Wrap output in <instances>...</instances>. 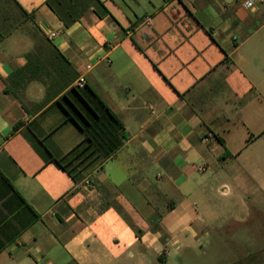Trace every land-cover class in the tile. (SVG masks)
I'll use <instances>...</instances> for the list:
<instances>
[{
	"label": "crops",
	"instance_id": "0c3cea01",
	"mask_svg": "<svg viewBox=\"0 0 264 264\" xmlns=\"http://www.w3.org/2000/svg\"><path fill=\"white\" fill-rule=\"evenodd\" d=\"M7 1L0 264H156L264 206V1Z\"/></svg>",
	"mask_w": 264,
	"mask_h": 264
},
{
	"label": "rangeland",
	"instance_id": "374dc122",
	"mask_svg": "<svg viewBox=\"0 0 264 264\" xmlns=\"http://www.w3.org/2000/svg\"><path fill=\"white\" fill-rule=\"evenodd\" d=\"M9 7L7 0H0V13ZM209 233L207 244L182 247L156 264H264V206L224 213Z\"/></svg>",
	"mask_w": 264,
	"mask_h": 264
},
{
	"label": "built area",
	"instance_id": "2783aa9c",
	"mask_svg": "<svg viewBox=\"0 0 264 264\" xmlns=\"http://www.w3.org/2000/svg\"><path fill=\"white\" fill-rule=\"evenodd\" d=\"M264 0H245L244 3H243V7L247 10H251L259 5H261L263 3ZM56 37V33L54 32H51L49 34V38L50 39H55ZM92 68V64H89L86 66V70H90ZM85 77L84 76H81L77 82H76V86L77 87H84L85 86ZM201 170H204V168H202ZM165 254L167 255L168 252L165 251Z\"/></svg>",
	"mask_w": 264,
	"mask_h": 264
},
{
	"label": "trees",
	"instance_id": "16d2710c",
	"mask_svg": "<svg viewBox=\"0 0 264 264\" xmlns=\"http://www.w3.org/2000/svg\"><path fill=\"white\" fill-rule=\"evenodd\" d=\"M109 116H110V117H111L116 123H119L118 119H117L114 115H112L111 113H109ZM87 141H88V140H87ZM89 143H90V141H89ZM89 143H88V144H89ZM86 147H87V145L84 146V147H82L81 149H79V150L75 153L74 157L80 155V154L86 149ZM71 161H72L71 159H69V160H67V161H65V160H63V159H57V160H55V163H56V165H57L58 167H60L61 169L67 171L72 177L76 178V174H75L76 167L73 166V165L71 164Z\"/></svg>",
	"mask_w": 264,
	"mask_h": 264
}]
</instances>
